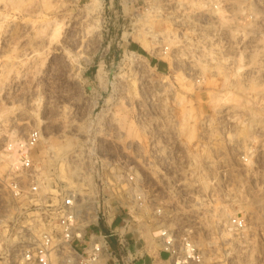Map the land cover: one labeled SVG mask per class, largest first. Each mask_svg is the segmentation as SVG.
Instances as JSON below:
<instances>
[{"label":"rangeland","instance_id":"1","mask_svg":"<svg viewBox=\"0 0 264 264\" xmlns=\"http://www.w3.org/2000/svg\"><path fill=\"white\" fill-rule=\"evenodd\" d=\"M152 5L168 14L0 0V177L7 140L41 129L51 192L78 182L135 206L134 176L154 198L142 237L168 221L191 231L201 264H264V0Z\"/></svg>","mask_w":264,"mask_h":264},{"label":"built area","instance_id":"2","mask_svg":"<svg viewBox=\"0 0 264 264\" xmlns=\"http://www.w3.org/2000/svg\"><path fill=\"white\" fill-rule=\"evenodd\" d=\"M109 2L114 6L115 0ZM167 12L163 7L158 11L152 0H133V20L164 17ZM168 50L166 46L165 54ZM42 139V130L34 129L25 136L9 138L5 144L8 169L0 177L4 190L0 197V264L203 262V254L186 228L181 230L168 221H159L150 228L153 236L158 234L154 243L142 237L141 214L154 198L144 196L142 186L133 182L134 176L130 177V193L138 201L135 206L112 205L111 196L78 182L57 186L53 188L55 193L51 192L43 166L34 158ZM171 156L152 152L155 161L170 163ZM159 173L166 174L164 170ZM158 193L152 189L148 195ZM160 213L156 209L153 214ZM233 223L243 227L238 219ZM163 253L168 256L164 258Z\"/></svg>","mask_w":264,"mask_h":264},{"label":"crops","instance_id":"3","mask_svg":"<svg viewBox=\"0 0 264 264\" xmlns=\"http://www.w3.org/2000/svg\"><path fill=\"white\" fill-rule=\"evenodd\" d=\"M137 264H140V263H137Z\"/></svg>","mask_w":264,"mask_h":264},{"label":"bare ground","instance_id":"4","mask_svg":"<svg viewBox=\"0 0 264 264\" xmlns=\"http://www.w3.org/2000/svg\"><path fill=\"white\" fill-rule=\"evenodd\" d=\"M44 137V136H43Z\"/></svg>","mask_w":264,"mask_h":264}]
</instances>
